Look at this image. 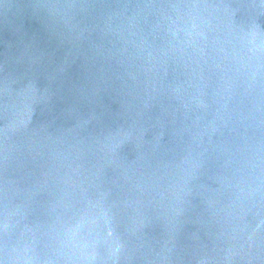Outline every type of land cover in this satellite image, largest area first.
<instances>
[{"label":"water","instance_id":"95a60500","mask_svg":"<svg viewBox=\"0 0 264 264\" xmlns=\"http://www.w3.org/2000/svg\"><path fill=\"white\" fill-rule=\"evenodd\" d=\"M0 264H264V0H0Z\"/></svg>","mask_w":264,"mask_h":264}]
</instances>
